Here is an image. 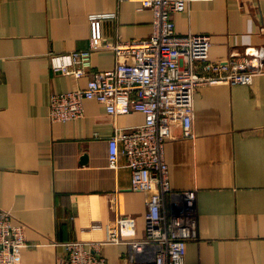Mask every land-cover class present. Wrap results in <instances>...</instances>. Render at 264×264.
Returning <instances> with one entry per match:
<instances>
[{
    "label": "crops",
    "instance_id": "obj_1",
    "mask_svg": "<svg viewBox=\"0 0 264 264\" xmlns=\"http://www.w3.org/2000/svg\"><path fill=\"white\" fill-rule=\"evenodd\" d=\"M103 19L108 42L144 38L153 11L140 0H0V209L24 224L28 245L17 264H59L64 242L104 238L116 217L143 237L148 195L131 187L125 156L109 165L108 139L145 114H113L84 100L83 115L52 121L50 96L86 87L93 71L113 68V49L92 53L83 77L55 72L50 54L88 47L90 16ZM178 33L208 34L209 60L264 48V0H194L173 15ZM186 108L170 110L165 143L171 187L196 191V235L185 264H264V72L249 84H204L194 93L193 136ZM174 197L166 195L171 214ZM100 225L101 228H94ZM108 264H136L127 243L106 244Z\"/></svg>",
    "mask_w": 264,
    "mask_h": 264
},
{
    "label": "built area",
    "instance_id": "obj_2",
    "mask_svg": "<svg viewBox=\"0 0 264 264\" xmlns=\"http://www.w3.org/2000/svg\"><path fill=\"white\" fill-rule=\"evenodd\" d=\"M194 0H140L153 11L152 31L144 38L108 42L103 19L110 13L90 16L87 48L50 54L55 72L77 78L92 69V53L102 47L113 49V68L93 71L86 87L52 93L49 116L67 121L83 115L84 100L105 103L111 113L140 111L143 123L117 127L108 139L109 165L120 166V156L131 170V187L148 195L143 237H136V222L118 216L104 238L64 242L66 255L59 264H108L102 254L106 244H130L140 256L136 264H185L187 240L196 235V191L171 187L165 143L170 136V110L186 108L184 134L193 136L194 93L204 84L230 82L249 84L264 72V48L256 46L231 53L223 60H209L208 34L178 33L173 15ZM174 197L171 214L166 212V195ZM9 210L0 209V264H17L28 245L24 224L13 221ZM94 228H101L95 225Z\"/></svg>",
    "mask_w": 264,
    "mask_h": 264
}]
</instances>
